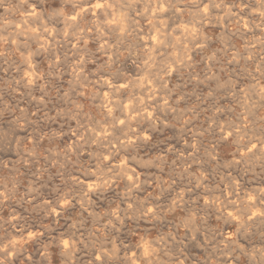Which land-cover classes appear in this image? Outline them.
<instances>
[{
	"label": "clouds",
	"instance_id": "9594fccd",
	"mask_svg": "<svg viewBox=\"0 0 264 264\" xmlns=\"http://www.w3.org/2000/svg\"><path fill=\"white\" fill-rule=\"evenodd\" d=\"M135 2L34 0L40 11L30 15L43 33H49L48 25H52L60 36L63 21L73 34L83 30L84 35L91 32L90 39L97 43L104 40L107 44L111 37L120 45L122 36L118 27H113L119 24L114 12L130 9ZM192 2L202 29L206 22L205 30L214 34L213 25L231 21L233 40L238 35L251 37L242 51L237 49L239 62L228 78L239 82L234 87L236 94L243 96L245 114H251L248 101L259 106L264 133V0ZM5 3L0 0V7ZM217 10L223 15L214 16ZM206 43L211 47V39ZM195 46L202 48L198 40ZM158 55L159 63L149 57L142 63L132 60L134 67L127 63L121 66L118 55L115 60L110 58V63L94 61L99 66L89 74L99 88V93L93 94L100 97L99 108L90 115L85 105L73 104L68 111L57 113L54 119L62 120L63 125L58 136L48 139L43 153L39 138L29 144L26 137L17 139L22 134L15 128L0 132V264H264V226H260L264 225V213L253 216L254 204L241 200L238 207L226 190L220 189L223 200H216L223 207L217 212L223 223L217 219L213 230L209 227L212 222L201 215L206 208L200 204L193 208L185 200L193 177L208 180L191 171L203 159L202 152L212 160L216 156L204 147V131L196 130L195 112L199 108L189 115L187 98L181 95L184 89L180 88L177 100L168 87L165 78L171 75V64L167 63L171 54ZM88 62L84 60L80 67ZM226 63L233 69L232 62ZM214 80L205 74L197 87L202 88L207 81V91L214 92ZM181 101H185L183 108ZM213 122L221 133L227 130ZM228 128L233 140L249 132L243 119L238 126ZM182 138L186 143L182 144ZM13 151L17 158L6 159ZM46 173L53 179H42ZM81 176L92 183H85ZM45 182L51 187L43 188ZM257 198L264 203V193ZM105 206L106 211H98ZM229 207L235 215L226 211ZM6 208H12L7 217L3 215ZM77 209L79 214L73 215ZM225 226L231 227V238L225 237ZM193 250L201 255L192 256Z\"/></svg>",
	"mask_w": 264,
	"mask_h": 264
},
{
	"label": "rangeland",
	"instance_id": "374dc122",
	"mask_svg": "<svg viewBox=\"0 0 264 264\" xmlns=\"http://www.w3.org/2000/svg\"><path fill=\"white\" fill-rule=\"evenodd\" d=\"M147 1L150 2V0H137L130 9L122 8L114 12L119 24H114L113 27H118V34L122 36V44L116 45L111 37L105 44L104 40H99L97 43L90 39L91 32L84 35L83 30H77V34H73L71 26L65 29L63 21L60 27L67 35L62 32L60 36H57L56 28L52 25H48L51 32L43 33L39 24L33 22L35 17L30 15L33 11L37 14L40 11L36 8L34 0H6L5 6L0 7V132L6 128H15L22 134L17 139L22 140L26 137V142L29 144L39 138L43 144V148L39 150L43 153L48 147V139L58 136V129L63 125L62 120L54 119L57 113L68 111L73 104L85 105V110L90 115L95 114L93 109L99 108L97 106L100 105V97L93 95L99 93V88L94 86V77L89 74L99 66L93 63L94 61L110 63V58L115 60L118 55L121 66L127 63L130 67H134L132 60L139 59L142 63L152 57L159 63L158 52H167L171 54L167 61L171 64L169 68L171 75L165 78L168 81V87L173 89L172 95L177 100L180 99L178 95L180 88L184 89L181 95L187 98L189 115H192V109L199 108V111L195 112L196 130L204 131L205 134L201 138L204 147L216 156V160H212L202 152L203 159L193 165L191 171L208 177V180L207 182L197 181L193 177V182L189 185L192 190L185 192V200H189L193 208L195 204L206 208V212L202 211L201 215L212 222L209 227L213 230H215L217 219L223 223V218L219 217L217 212V209L223 207L219 202L223 200L220 189H225L226 194L236 201L238 207L241 206V200L245 204H257L255 206L260 210L254 207L253 216L259 215L262 209L261 213H264V203L257 198L258 194L264 193V133L260 130L262 123L258 117L260 108L253 107L252 102L248 101L247 110L251 114H245L246 109L241 107L243 96L242 94L238 96L234 87L239 82L228 78V74L239 62L237 49L242 51L251 37L238 35L233 40L231 36L234 29L231 21L227 24L221 21L219 25H213L216 29L214 34L211 30H205L206 22L205 29H202L192 0H177V2L176 0H151L150 3ZM213 15L222 16L223 13L217 10ZM17 21H20V25ZM31 37L33 44L30 41ZM39 39L43 41L39 42ZM209 39L212 41L211 47L206 43ZM197 40L200 41L202 48L195 46ZM25 45L28 48H25ZM101 45L104 47L101 48ZM85 46H87L86 52ZM129 56L131 60L128 59ZM233 56L236 60L232 59ZM172 59L176 61L174 64L171 63ZM84 60L89 62L81 68L80 65ZM226 61L232 62L233 69L228 68ZM205 74L215 77L211 85L214 92L207 91L209 87L207 81L202 88L197 87L200 81L204 80ZM125 75L127 76L128 73L126 72ZM149 86H152L151 82ZM240 87L245 88L246 85H240ZM230 88L231 91H225ZM229 100L232 101L231 104L227 103ZM169 102L173 103L172 100ZM184 106L185 101H181L180 107ZM241 119L248 124L249 132L247 136L237 135L238 137L233 140L228 125L238 126ZM213 121L227 130L221 133L217 123ZM170 135L169 133V137ZM221 135L224 137L223 140L220 139ZM184 143L186 141L182 138V144ZM16 158L15 151L11 156H6L8 160ZM42 179L49 181L53 179V176L46 173ZM80 179L85 183H92L83 176ZM185 183L187 184V180ZM197 183L200 187H196ZM42 187L50 188L51 185L45 182ZM233 191L235 195H232ZM40 195L45 199L48 198L43 191ZM217 197L219 200H216ZM214 200H216L215 204H213ZM15 207L19 209L20 205L17 204ZM229 208L226 211L233 212L235 215L234 209ZM106 210V206L98 209L101 213ZM11 212L12 208H6L3 215L7 217ZM78 214L77 209L73 215ZM65 218H68L67 214ZM60 224L63 225V220ZM223 230L225 237H232L230 226H225ZM191 255L200 256L201 252L193 250ZM84 259L87 260L88 257L84 256Z\"/></svg>",
	"mask_w": 264,
	"mask_h": 264
},
{
	"label": "bare ground",
	"instance_id": "6f19581e",
	"mask_svg": "<svg viewBox=\"0 0 264 264\" xmlns=\"http://www.w3.org/2000/svg\"><path fill=\"white\" fill-rule=\"evenodd\" d=\"M142 2H143V1H141V3H142ZM145 2H146V1H145ZM147 2L150 3L151 0H150V2H149V1H147ZM176 2H177V0H176ZM181 3H182V2H181ZM142 4L144 5V3H142ZM152 4H153V3H152ZM152 4H150L151 7H152ZM148 5H149V4H148ZM145 6H146V5H145ZM179 6H180V5H179ZM146 7H149V6H146ZM163 7H164V6H163ZM177 8H178V6H177ZM182 8H183V6H182ZM149 9H150V7H149ZM31 10H33V9H31ZM150 10L153 11L152 9H150ZM158 10H159V9H158ZM165 11H166V10H165ZM26 12H27V11H26ZM29 12H30V11H29ZM134 12H135V11H134ZM140 12H141V11H140ZM167 12H168V11H167ZM182 12H183V11H182ZM159 13H160V12H159ZM178 14H179V13H178ZM221 14H222V13H221ZM22 16H23V15H22ZM176 16H177V15H176ZM110 18H111V17H110ZM156 18H157V17H156ZM19 20H20V19H19ZM21 20H22V19H21ZM34 21H35V20H34ZM34 21H33V22H34ZM132 21H133V20H132ZM135 21H136V20H135ZM179 21H180V20H179ZM17 22H18V21H17ZM33 22H32V23H33ZM18 23H19V25H20V21H19ZM34 23H35V22H34ZM23 25H24V24H23ZM33 25H34V24H33ZM29 26H30V25H29ZM18 27H19V26H18ZM32 27H34V26H32ZM32 27H31V28H32ZM68 27H69V26H68ZM156 27H157V26H156ZM219 27H220V26H219ZM35 28H36V27H35ZM66 28H67V27H66ZM66 28H65V29H66ZM18 29H19V28H18ZM29 29H30V28H29ZM33 29H34V28H33ZM70 29H71V28H70ZM24 30H25V29H24ZM26 30H28V29L26 28ZM31 30H32V29H31ZM37 30H38V29H37ZM28 31H29V30H28ZM51 31H52V30H51ZM51 31H50V32H51ZM19 32L21 33V31H19ZM26 32H27V31H26ZM26 32H24V33H25L26 35H28L29 33L27 32V33H28V34H27ZM35 32H36V31H35ZM37 32H38V31H37ZM24 33H23V34H24ZM40 33H42V32H40ZM53 33H54V31H53ZM185 33H186V32H185ZM36 34H38V33H36ZM50 34H51V33H50ZM190 34H191V33H190ZM43 35H44V34H43ZM41 36H42V35L40 34V37H41ZM47 36H48V35H47ZM185 36H186V35H185ZM26 37H27V36H26ZM29 37H30V36H29ZM45 37H46V36H45ZM162 37H163V36H162ZM187 37H189V36H187ZM36 38H37V36H36ZM41 38H42V37H41ZM49 38H50V37H49ZM184 38H185V37H184ZM189 38H190V37H189ZM28 39H29V38H28ZM30 39H31L30 41L33 40L32 37H31ZM50 39H51V38H50ZM85 39H86V38H85ZM165 39H166V38H165ZM186 39H187V38H186ZM39 40H40L39 42H42V41H43V40L41 41V39H39ZM44 40H45V38H44ZM52 40H53V38H52ZM87 40H88V39H87ZM30 41H29V43H30ZM27 42H28V41H27ZM49 42H50V41H49ZM49 42H48V43H49ZM54 42H55V41H54ZM157 42H158V41H157ZM162 42H163V41H162ZM35 43H36V42H35ZM37 43H38V42H37ZM48 43H47V46H48ZM32 44H33V41H32ZM42 44H44V43H42ZM35 45H36V44H35ZM37 45H38V44H37ZM152 45H153V44H152ZM26 46H27V45H25V48H28V47H26ZM40 46H41V45H39V47H40ZM47 46H46V47H47ZM67 46H68V45H67ZM74 46H75V45H74ZM48 47H49V46H48ZM30 48H31V47H30ZM30 48H29V49H30ZM43 48H44V47H43ZM150 48H151V47H150ZM39 49H40V48H39ZM75 49H76V48H75ZM77 50H78V49H77ZM28 51H29V50H28ZM31 52H33V51H31ZM37 53H38V51H37ZM40 53H41V52H40ZM38 54H39V53H38ZM29 55H30V54H29ZM36 55H37V54H36ZM36 55H35V56H36ZM29 58H30V57H29ZM35 58H36V57H35ZM31 59H32V57H31ZM29 60H30V59H29ZM29 60H28V61H29ZM30 62H31V60H30ZM27 63H28V62H27ZM36 63H37V62H36ZM29 64H30V63H29ZM76 65H77V64H76ZM30 66H31V65H30ZM32 68H33V67H32ZM30 70H31V69H30ZM30 70L28 69V71H30ZM31 71H32V70H31ZM31 73H32V72H31ZM31 73H30V74H31ZM34 73H35V72H34ZM28 74H29V73H28ZM79 74H80V73H79ZM31 75H32V74H31ZM26 76H27V75H26ZM35 76H36V75H35ZM78 76H79V75H78ZM27 77H28V76H27ZM27 77H26V78H27ZM29 77H30V76H29ZM70 77H71V76H70ZM81 77H83V76H81ZM31 79H33V78H31ZM80 79H81V78H80ZM24 81H25V80H24ZM24 81H23V82H24ZM32 81H33V80H32ZM27 82H28V80L26 81V83H27ZM30 83H33V82H30ZM81 87H82V85H81ZM81 87H80V88H81ZM241 88H242V87H241ZM82 89H83V88H82ZM106 90H107V89H106ZM106 90H105V91H106ZM79 94H80V93H79ZM82 94L84 95V93H82ZM83 95H82V96H83ZM97 107H99V106H97ZM23 131H24V130H23ZM28 135H29V134H28ZM236 137H238V136H236ZM227 139H228V138H227ZM236 146H240V145H236ZM253 146H254V145H253ZM239 148H240V147H239ZM239 148H238V149H239ZM241 148H242V147H241ZM250 151H251V150H250ZM256 151H257V150H256ZM248 152H249V151H248ZM251 152H252V151H251ZM257 152H258V151H257ZM243 153H244V152H242V154H243ZM245 154H246V153H245ZM250 154H251V153H250ZM248 155H249V154H248ZM250 156H251V155H250ZM240 160H241V159H240ZM80 178H81V177H80ZM83 180H84V179H83ZM88 182H89V181H88ZM188 197H189V196H188ZM260 202H261V201H260ZM251 203H252V202H251ZM258 203H259V202H258ZM261 204H262V203H261ZM254 205H257V204H254ZM258 206H259V205H258ZM255 207H256V206H255ZM263 207H264V206H263ZM256 208H257V207H256ZM261 208H262V207H261ZM229 209H230V208H229ZM258 209H259V208H257V210H258ZM254 210H255V209H254ZM259 210H260V209H259ZM262 210H263V209H262ZM262 210H261V211H262ZM261 211H260L259 214H261ZM232 213H233V212H232ZM254 214H256V213H254ZM252 215H253V214H252ZM226 238H227V237H226ZM230 238H231V236H230Z\"/></svg>",
	"mask_w": 264,
	"mask_h": 264
}]
</instances>
